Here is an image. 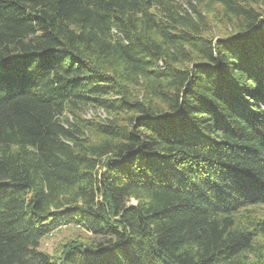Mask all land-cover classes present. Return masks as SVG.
Here are the masks:
<instances>
[{
	"label": "trees",
	"instance_id": "16d2710c",
	"mask_svg": "<svg viewBox=\"0 0 264 264\" xmlns=\"http://www.w3.org/2000/svg\"><path fill=\"white\" fill-rule=\"evenodd\" d=\"M0 264H264V0H0Z\"/></svg>",
	"mask_w": 264,
	"mask_h": 264
},
{
	"label": "rangeland",
	"instance_id": "374dc122",
	"mask_svg": "<svg viewBox=\"0 0 264 264\" xmlns=\"http://www.w3.org/2000/svg\"><path fill=\"white\" fill-rule=\"evenodd\" d=\"M101 115L105 117V114L101 112ZM73 231H76V229L68 228V229H63L57 233H55L53 236L47 237L43 239L41 249L44 251H47L49 253H52L56 247L60 245V241L62 239L66 238L67 236L70 235Z\"/></svg>",
	"mask_w": 264,
	"mask_h": 264
}]
</instances>
